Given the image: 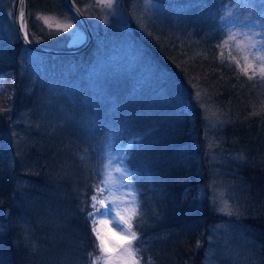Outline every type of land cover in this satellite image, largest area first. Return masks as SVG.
<instances>
[{"label":"trees","instance_id":"16d2710c","mask_svg":"<svg viewBox=\"0 0 264 264\" xmlns=\"http://www.w3.org/2000/svg\"><path fill=\"white\" fill-rule=\"evenodd\" d=\"M16 2L0 0V264H90L97 241L88 213L92 196L99 202L105 195L97 189L111 144L130 147L125 162L140 202L131 222L140 264H205L206 246H227L231 254L233 239L244 249L241 264H264V77L220 61L218 49L188 59L168 49L170 58L149 51L158 70L154 78H138L117 64L115 53L96 51L94 40L81 54L38 53L73 71L57 80L38 75L30 92L15 65L23 50L34 51L21 34L11 41L3 17L5 5ZM167 2L185 6L189 18L200 17L211 1ZM223 5L214 2L211 14L216 47L227 36ZM24 9L34 44L48 40L39 13L77 15L67 0H26ZM191 78L228 116L220 127L222 164L201 146L205 130ZM222 190L231 216L211 201ZM219 223L225 228L210 244Z\"/></svg>","mask_w":264,"mask_h":264},{"label":"rangeland","instance_id":"374dc122","mask_svg":"<svg viewBox=\"0 0 264 264\" xmlns=\"http://www.w3.org/2000/svg\"><path fill=\"white\" fill-rule=\"evenodd\" d=\"M209 1L211 2L207 10H199V13L201 12L200 17L198 15L195 17L196 13L190 12L192 17L185 18V6L174 5V3L163 0H75L93 30L95 40L98 43L96 51L104 55L115 53L117 64L124 62L123 70L138 78H154L153 72L156 73L158 70L156 65H153L149 60V51L155 56L160 52L170 58L168 49H173L179 54L184 53L187 59L190 58L189 56L206 58L211 53V49H218L220 61L223 62V59L228 58L241 70L245 71L246 69L247 73L264 77V45L261 44V41H264V0ZM17 2L15 5L18 7ZM214 2L225 3L221 9L220 19L221 26L226 31L227 36L219 42L218 47L214 43L217 32L211 16L214 13ZM211 3L213 5H210ZM17 7L14 6L13 8L8 4L5 5L3 11L4 21L7 23L12 42L20 34L17 25ZM25 10H23V21L27 29ZM38 17L44 25L43 29L46 30L48 40L37 39L36 45L57 50H77L89 41V34L82 20L70 10H63L62 14L58 12L39 13ZM65 27L68 28V31L63 30ZM205 42H210V44H205ZM253 44L256 47H253ZM19 59L21 60L20 64L15 65L16 75L18 74L20 78L27 77L25 79L30 92L34 89L38 75L49 80H57L64 73L73 71V66L64 65L58 62L56 58H50L36 52L23 50ZM127 59H131L132 67L129 64L127 67ZM141 66H143V70ZM182 69L185 70L184 66ZM3 82L1 77V90ZM189 82L195 88L194 95L199 103L200 129L205 130L200 142L201 146L207 150L208 154H211L215 164H222L226 158L224 150L220 148L222 142L220 127L224 125L228 116L223 111L224 109L209 95L208 90L199 86L195 78L189 79ZM21 120L22 118L18 122ZM18 124L14 123V125ZM15 133L18 131L16 130ZM125 151L126 148L121 145L114 147L111 144L108 146L104 172H111L112 178L107 184L103 183V192L104 197H108L105 200V205L110 206V202L115 200L119 205L116 212L131 224L135 216L130 218L131 209H125V205L130 202V198L126 200L125 197L130 190L136 192L132 172L130 171L131 175L127 177L131 180V186L126 184L124 175L116 172L117 167L129 169L125 162ZM215 178L217 177L215 176ZM217 182L215 181V183ZM222 191L223 196L220 195V192L219 194L216 192L211 201L219 204L220 208L223 209L219 210L222 215L231 216L232 213L228 214L230 213L229 201L224 190ZM224 219L225 223H229L227 218ZM98 220L97 228L102 233L107 228L113 229L116 233L120 232L110 217L98 216ZM224 224L219 223L211 226L212 232L208 236L210 244L217 242L216 238L225 228ZM133 241L130 245L124 242L122 246L116 248L112 256L127 260L129 264L138 260L140 264ZM233 241L234 239L229 242L233 246L231 254L228 253L227 246H217L218 248L206 246L207 253L208 248L211 247V253H208L205 264L243 263L242 251L244 249L242 246H235ZM127 249H131L134 255H130L126 251ZM226 251L227 254H224ZM99 264H104L103 258L99 260Z\"/></svg>","mask_w":264,"mask_h":264},{"label":"snow or ice","instance_id":"6c2138e0","mask_svg":"<svg viewBox=\"0 0 264 264\" xmlns=\"http://www.w3.org/2000/svg\"><path fill=\"white\" fill-rule=\"evenodd\" d=\"M20 15L22 16L23 13H21ZM45 23H47L46 20ZM63 30L68 31V28L65 27ZM228 35L231 36L230 33H228ZM261 44L264 45V41H261ZM253 47H256V45L253 44ZM129 152H130V147L126 149L124 153L125 157L129 154ZM116 172L124 175L126 184L131 186V180L127 178L129 175H131L129 169H127L126 167L123 168L117 167ZM100 175H101V182L104 184H107L112 178L111 172L105 173L102 170L100 172ZM97 191L102 192L103 189H97ZM128 198H130V202L125 205V209L126 210L131 209L130 218H132L139 213L140 202L137 193L134 190H130L126 194L125 199L127 200ZM106 199H108V197H103L99 200V202H97L96 195H93L91 198L92 210L88 213V216L93 222L92 231L97 241L96 244L97 254L95 256L93 253L88 254L90 264H96V261L100 260L101 258H103L104 264H129L127 260H122L120 257H113L112 253L116 250L117 247L122 246L124 242H127L130 245L131 241L137 239L136 233L131 231V224L129 223V221L125 220L123 216H119L118 213L116 212V209L119 206L117 202L115 200H112L110 202V206L105 205ZM97 203H99L101 206L104 207L103 211H101L100 208L97 207ZM98 216L110 217L112 219V222L115 223L116 227L120 229V232L116 233L113 231V229L107 228L102 233L96 227V224L99 222ZM0 230H2V226H0ZM126 251H128L130 255H134V253L131 252V249H127ZM132 264H139V261L134 260ZM149 264H151V261H149Z\"/></svg>","mask_w":264,"mask_h":264},{"label":"water","instance_id":"95a60500","mask_svg":"<svg viewBox=\"0 0 264 264\" xmlns=\"http://www.w3.org/2000/svg\"><path fill=\"white\" fill-rule=\"evenodd\" d=\"M67 1L70 4V6L74 9V11L77 13L79 18L82 20L84 26L86 27L88 34H89L88 43L85 46H83L82 48H80L78 50H72V51L55 50L52 48L41 47L39 45L34 44L29 39L28 32H27V29L25 27V23L23 21V15L22 16L20 15L21 13H24L23 10H24L25 5H26V0H19L18 7H17V25H18L22 40H23L24 44L29 49H31L35 52L47 53V54H53V55H76V54H80V53L87 51L91 47V45L94 42L95 36H94L93 30H92L89 22L87 21L85 15L83 14V12L79 8V6L75 3L74 0H67ZM167 1H175V0H167Z\"/></svg>","mask_w":264,"mask_h":264}]
</instances>
